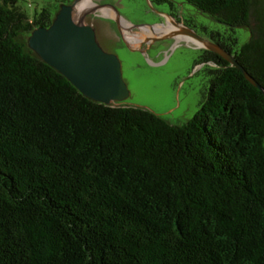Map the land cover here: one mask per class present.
<instances>
[{"label":"trees","instance_id":"1","mask_svg":"<svg viewBox=\"0 0 264 264\" xmlns=\"http://www.w3.org/2000/svg\"><path fill=\"white\" fill-rule=\"evenodd\" d=\"M18 1L0 0V264H264L261 92L202 50L186 123L104 106L28 48L54 16ZM181 1L249 31L209 41L264 90V0Z\"/></svg>","mask_w":264,"mask_h":264},{"label":"rangeland","instance_id":"2","mask_svg":"<svg viewBox=\"0 0 264 264\" xmlns=\"http://www.w3.org/2000/svg\"><path fill=\"white\" fill-rule=\"evenodd\" d=\"M90 2L116 14L115 17L109 12L110 17H105L102 9L85 21L97 30L100 47L115 55L121 63L122 79L129 91L128 99L121 105L148 110L171 125H182L197 112L208 85V65L197 64L201 56L199 44L190 38L169 34L178 32L183 25L206 40H209L210 32H218L223 38H236V49L250 37L247 29H230L181 0ZM69 3L70 0H19L18 6L29 16L43 8L54 16L61 5ZM170 21L178 28L164 34L143 35L150 28L168 27Z\"/></svg>","mask_w":264,"mask_h":264},{"label":"water","instance_id":"3","mask_svg":"<svg viewBox=\"0 0 264 264\" xmlns=\"http://www.w3.org/2000/svg\"><path fill=\"white\" fill-rule=\"evenodd\" d=\"M80 1L61 5L49 27L32 31L27 40L28 48L65 77L84 97L104 106L121 104L129 97L121 75V63L115 55L100 47L97 30L85 21L86 17L105 8L93 4L94 7L79 14L76 7ZM182 33L200 42L202 46L198 48L217 55L240 71L264 97V90L230 53L185 26H182Z\"/></svg>","mask_w":264,"mask_h":264},{"label":"bare ground","instance_id":"4","mask_svg":"<svg viewBox=\"0 0 264 264\" xmlns=\"http://www.w3.org/2000/svg\"><path fill=\"white\" fill-rule=\"evenodd\" d=\"M92 7H94V5H93V3L90 2V0H81L80 3H79V4L77 5V7H76V11L80 14V13H82V12H84V11H86V10L92 8ZM109 12H112V11H111V10H108V9H103V10H102V13H103V15H104L105 17H110L111 14H110ZM112 13H113V12H112ZM113 16H114V13H113ZM171 20H172V19H171ZM123 25H124V26H123L124 28L127 27V25H126L125 23H123ZM176 28H178V27H177L174 23H172V22L170 21L168 27H166V28L156 27V28H154V30H153L152 28H150L149 30H145V32H143V35H154V34H156V33H158V34H164V33H166V32H170V31H172V30H174V29H176ZM179 29H180V31H178V32H172V33H170L169 35H170V36L181 35V36H184V37L190 38V37L187 36V35L181 34V33H182V27H181V28L179 27ZM180 39H182V38L180 37ZM183 39H184V38H183ZM190 39H191V41H192L193 43H195V44H199L198 47L202 46L200 42H198V41H196V40H194V39H192V38H190ZM190 39H188V40H190ZM128 42H129V41H128ZM132 46L135 47L136 44H135V45H132Z\"/></svg>","mask_w":264,"mask_h":264},{"label":"flooded vegetation","instance_id":"5","mask_svg":"<svg viewBox=\"0 0 264 264\" xmlns=\"http://www.w3.org/2000/svg\"><path fill=\"white\" fill-rule=\"evenodd\" d=\"M71 1H72V0H70V3H71ZM70 3H69V4H70ZM91 3H92V2H91ZM109 10H110V9H109ZM111 11H112V10H111ZM112 12H113V11H112ZM112 12H110V13H112ZM113 13H114V12H113ZM113 13H112V14H113ZM86 18H87V17H86ZM167 18H170V19H172V20L176 19V18H173V17H167ZM177 19H178V18H177ZM177 25H178V24H177ZM183 26H185V25H183ZM185 27H186V26H185ZM178 30H179V29H178ZM179 31H180V30H179ZM199 49H200V48H199ZM202 50H203V49H201V51H202Z\"/></svg>","mask_w":264,"mask_h":264}]
</instances>
